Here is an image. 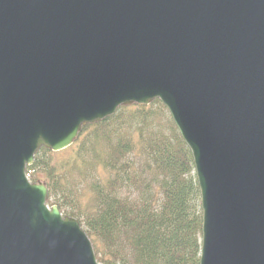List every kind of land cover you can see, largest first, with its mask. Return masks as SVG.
<instances>
[{
  "label": "water",
  "instance_id": "1",
  "mask_svg": "<svg viewBox=\"0 0 264 264\" xmlns=\"http://www.w3.org/2000/svg\"><path fill=\"white\" fill-rule=\"evenodd\" d=\"M156 100L193 158L199 264H264V0H0V264H99L26 171Z\"/></svg>",
  "mask_w": 264,
  "mask_h": 264
},
{
  "label": "trees",
  "instance_id": "2",
  "mask_svg": "<svg viewBox=\"0 0 264 264\" xmlns=\"http://www.w3.org/2000/svg\"><path fill=\"white\" fill-rule=\"evenodd\" d=\"M153 103L123 107L101 123L83 127L60 153L40 149L26 171L31 182L46 184L50 206L79 221L100 264H199L203 211L193 158L172 121L167 131H149ZM124 123L140 124L138 141ZM87 133L93 135L88 147L83 141ZM130 156L139 161H129ZM71 167L85 168L87 175L98 169L107 173L88 201L76 197L73 210L64 206V193L61 202L55 201L61 189L70 193L65 181ZM130 186L135 193H125Z\"/></svg>",
  "mask_w": 264,
  "mask_h": 264
},
{
  "label": "rangeland",
  "instance_id": "3",
  "mask_svg": "<svg viewBox=\"0 0 264 264\" xmlns=\"http://www.w3.org/2000/svg\"><path fill=\"white\" fill-rule=\"evenodd\" d=\"M150 113H151V117L149 120V125H148V129L151 132H156V131H167V123L169 121H172L171 116L169 115L167 109L164 107L163 104L159 103H153L151 108L149 109ZM126 126V132L129 133V135H134L132 138L135 139V141H138L140 138L137 137L138 132L137 129L140 127V124H135L134 127H128V123H124L123 127ZM122 127V128H123ZM93 139V135H89V133H87L84 136L83 141H87V146L88 147L90 145V141L92 142ZM67 158L70 157L69 153H65L64 154ZM129 161H139L137 158L133 159L131 156L128 158ZM139 169V168H138ZM137 169V170H138ZM87 171H85V168H82V170H75L74 168L71 167V169H68V171L66 172L67 174V182L65 181V183L69 186L70 188V193L67 194V191L64 189H61V191H59L56 195V200L55 201H62L61 198L63 196H66V200H65V205L69 210H73V201L76 199V197L82 196L83 197V201H88L87 197L89 195H91V191L94 187V185L98 184L99 180L101 179V176L104 177L105 175H107L106 172H102L101 169L96 170L95 172L93 171L91 175H87L86 174ZM144 178L139 179V181L142 184V187L144 188L145 185V181H143ZM141 188V190L143 189ZM135 188L130 186L128 189L125 190V193H135ZM63 191V192H62ZM62 192V194H61ZM64 201V200H63ZM54 202V201H53ZM50 204L48 202V207H50Z\"/></svg>",
  "mask_w": 264,
  "mask_h": 264
}]
</instances>
